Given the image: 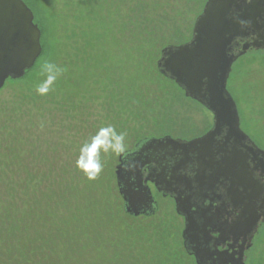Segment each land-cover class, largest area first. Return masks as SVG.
<instances>
[{
    "label": "rangeland",
    "instance_id": "obj_1",
    "mask_svg": "<svg viewBox=\"0 0 264 264\" xmlns=\"http://www.w3.org/2000/svg\"><path fill=\"white\" fill-rule=\"evenodd\" d=\"M26 1L48 31L34 68L0 90L1 209L15 206L11 216L17 226L37 236L34 252L47 241H40L41 224L52 228L58 223L67 238L52 235L47 243L73 236L83 245L88 239L89 248L79 247L86 248L85 264H91L102 239L119 248H107L104 263L100 253L92 264H195L185 253L183 219L170 198L157 195L156 210L147 219L124 213L114 175L121 152L100 150L102 168L92 178L77 161L101 129L123 134L124 152L144 138L186 139L210 127V113L156 68L163 46L191 38L207 0ZM77 17L81 22L73 29ZM143 19L148 21L145 26ZM46 62L61 71L51 73L56 78L41 94L37 88L50 74L43 71ZM227 91L236 104L240 129L264 151V51H249L232 64ZM7 190L15 195L14 204ZM78 213L86 229L73 235L62 223L74 222L72 214ZM112 255L118 260L112 262ZM245 264H264V223Z\"/></svg>",
    "mask_w": 264,
    "mask_h": 264
},
{
    "label": "water",
    "instance_id": "obj_2",
    "mask_svg": "<svg viewBox=\"0 0 264 264\" xmlns=\"http://www.w3.org/2000/svg\"><path fill=\"white\" fill-rule=\"evenodd\" d=\"M256 17L257 7L253 4L242 7L241 0H207L194 22L190 41L161 50L156 64L160 74L173 81L186 98L212 114L213 128L203 137L187 143L169 137L151 139L150 142L155 143L151 149L172 147L182 151H202L207 140L226 130L228 139L247 141L249 152L260 158L264 173V151L258 149L240 129L236 104L227 91L232 64L250 48L264 51V35H261L251 43H243L236 55L229 54L230 46L236 40L248 38ZM41 53V31L34 23L32 11L22 0H0V90L8 80L23 78ZM123 156V153L118 156L114 175L124 212L132 217L151 216L157 205L146 185L149 180L142 178L141 169L145 164L139 160L122 162ZM224 165L226 178L243 182L244 163L232 156L224 161ZM212 179L214 175H211ZM198 188L203 190L205 186L200 182ZM174 203L176 214L185 221L182 239L186 253L194 257L195 264H215L211 259L213 253L206 248L207 242L202 243L199 237L205 230L200 232L201 227L188 212L189 208L195 207L190 206V197L177 196ZM260 222H264V213L245 223L250 234L247 249L252 245ZM236 262L243 264L239 258ZM217 263L223 264L219 259Z\"/></svg>",
    "mask_w": 264,
    "mask_h": 264
},
{
    "label": "flooded vegetation",
    "instance_id": "obj_3",
    "mask_svg": "<svg viewBox=\"0 0 264 264\" xmlns=\"http://www.w3.org/2000/svg\"><path fill=\"white\" fill-rule=\"evenodd\" d=\"M241 4L242 7L256 6L257 17L248 31V38L236 40L230 46V55H236L243 43H251L264 35V0H241ZM249 51L261 50L250 48ZM210 115V127L198 136L186 139L164 137L181 143L199 139L213 128V116ZM164 137L139 140L131 151L121 152L124 154L122 162L139 160L145 164L141 169L142 178L149 180L146 185L155 202L157 195L170 198L173 203L177 196L190 197V206L195 207L189 208L188 212L201 227L200 232L205 230L199 237L202 243L207 242L206 248L213 253L211 259L215 264H218V259L223 264H237L238 258L245 264L246 253L251 248L247 249L250 234L245 223L264 213V173L260 158L249 152L247 141L228 139L226 130L207 140L204 149L197 152L172 147L151 149L155 146V143L150 142L151 139ZM232 156L239 163H244L241 171L243 182L225 177L224 161ZM211 175H214L212 180ZM200 182L205 186L203 190L198 188ZM181 218L184 225V218ZM263 223L258 224L257 232ZM187 247L190 249L189 244Z\"/></svg>",
    "mask_w": 264,
    "mask_h": 264
},
{
    "label": "trees",
    "instance_id": "obj_4",
    "mask_svg": "<svg viewBox=\"0 0 264 264\" xmlns=\"http://www.w3.org/2000/svg\"><path fill=\"white\" fill-rule=\"evenodd\" d=\"M22 1L28 6V3L26 0H22ZM28 8L30 9L29 6H28ZM151 11H152L151 7L146 9V13H150ZM73 21H74V26H75V27H73V29H76L79 26L81 19L77 17V18H73ZM34 23L38 25L40 31L42 32L41 33L42 34L41 35V47H42V51H43L45 49V44L43 43V39H44L43 33L48 31V27L47 28H46V26L40 27V23H38V21H36L35 16H34ZM146 23L148 24V21L146 22V20L143 19V25L142 26H145ZM149 24L151 25V22ZM72 32H73V36H75L76 33L74 31H72ZM148 37H150L149 40L151 41L152 45L157 44L156 41H155L156 43H154V39L152 38L151 34ZM188 41H184V42L177 43V44L165 45L162 48H165L167 46H178L181 44H185ZM37 62H38V60H37ZM31 70H29V71H31ZM28 72H26V73H28ZM157 72L160 76H162L158 69H157ZM162 77L164 79L170 81V82H173V81L169 80L168 78H166L165 76H162ZM19 80H11V81H19ZM177 88L181 92H183L179 87H177ZM2 187H4V186L2 185ZM11 191H13V188L11 189ZM7 192L10 194L9 195V198L11 199L10 203H12L15 195H13V193H10L8 190H7ZM2 195L0 193V197ZM15 201L20 202L19 200H15ZM13 204H14V202H13ZM18 205L22 206V204H20V203ZM19 206H18V209H16L17 211L20 209ZM24 206H25V203H24ZM2 207L4 209H1V207H0V264H85L83 262L82 258L85 257L86 248H89V240L88 239L85 240L83 245H81V243L78 240L77 241L73 240V236H72V238L67 239L66 241H63V243H61L59 241V239H56L59 242L58 243L54 242V244H53V240L50 239L49 241L52 242V245H51V243L48 244L47 242H48V239L52 235L55 236L56 238L59 237L62 239H66L67 233L65 231L61 230V227L58 225V223L57 224L52 223V228H49V226H47V224L42 225L40 223L41 227H42V234H40V241H45V240H47V241H45L44 244H43V242H41V245H38L39 249L34 252V250L36 249L35 243H36L37 236L36 235L30 236V234H27L28 231L24 232L21 230V228H19L17 226V224L14 221V218L11 216L13 211H14V207H15L14 205H13V208H11V207L8 208V206H2ZM123 209H124V207H123ZM26 210L31 212L36 217V213L34 210L29 209V208ZM16 215H18V212ZM33 215L29 216L27 219L32 220ZM21 216L24 217V215L22 213H21ZM128 216L130 218L142 217L144 219H147L146 216H140V217H131L130 215H128ZM72 217L74 219V222H69V223L63 222L62 223L63 228L65 230L68 229L69 231H71L73 235L75 234V232L76 233L79 232V234L83 233L86 228H83L82 227L83 224L80 223L81 222L80 220H82L80 213H78V216L75 214H72ZM32 225L34 226V224H32ZM52 229H54V233H51ZM58 230H59V234L57 233ZM107 244L108 243L103 242V239H102V241L98 242L97 246H99L100 248L95 253L93 252V256H95V257L92 258V261L90 260L91 264H92V262L96 263L97 259L100 258V253L103 254V257H101V258H102V261L104 263L105 250L107 248H110L109 246H107ZM111 245H113V244H111ZM56 247H59V248H56ZM79 247H86V248L81 249ZM118 248H119L118 246H115V247L113 246L112 248H110V250H112V249L116 250ZM80 249H81V252H80ZM185 253H186V251H185ZM117 257H118V255H112L111 259L110 258L109 259L112 262H115L118 260ZM106 261H108V256H107L105 262ZM120 261H122V259L119 257L118 262H120Z\"/></svg>",
    "mask_w": 264,
    "mask_h": 264
},
{
    "label": "clouds",
    "instance_id": "obj_5",
    "mask_svg": "<svg viewBox=\"0 0 264 264\" xmlns=\"http://www.w3.org/2000/svg\"><path fill=\"white\" fill-rule=\"evenodd\" d=\"M43 71L50 73L47 76V80L43 86L37 88V92L43 94L47 92L48 87L54 82L56 76L51 74L54 72L61 71L56 69V66L52 63L46 62L43 66ZM124 136L123 134H117L115 129L109 127L107 129H101L95 137L92 138V142L81 149V155L78 158L77 166L90 178L94 177L101 171L102 165L99 160L100 150L107 151L112 149L116 152H122L124 150L123 145Z\"/></svg>",
    "mask_w": 264,
    "mask_h": 264
}]
</instances>
